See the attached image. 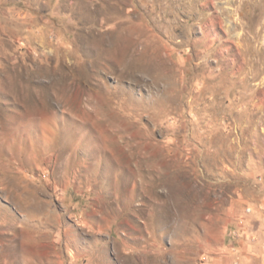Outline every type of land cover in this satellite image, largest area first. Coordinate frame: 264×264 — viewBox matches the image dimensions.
<instances>
[{
  "label": "rangeland",
  "instance_id": "obj_1",
  "mask_svg": "<svg viewBox=\"0 0 264 264\" xmlns=\"http://www.w3.org/2000/svg\"><path fill=\"white\" fill-rule=\"evenodd\" d=\"M262 239L264 0H0V264Z\"/></svg>",
  "mask_w": 264,
  "mask_h": 264
},
{
  "label": "crops",
  "instance_id": "obj_2",
  "mask_svg": "<svg viewBox=\"0 0 264 264\" xmlns=\"http://www.w3.org/2000/svg\"><path fill=\"white\" fill-rule=\"evenodd\" d=\"M262 241L261 244L252 249L253 253H251V249H248L246 245H241L236 256L233 257L234 264H264V240L262 239ZM239 251L242 255L241 257L239 256Z\"/></svg>",
  "mask_w": 264,
  "mask_h": 264
}]
</instances>
